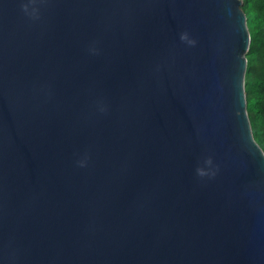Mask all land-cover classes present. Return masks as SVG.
Segmentation results:
<instances>
[{
    "label": "water",
    "instance_id": "obj_1",
    "mask_svg": "<svg viewBox=\"0 0 264 264\" xmlns=\"http://www.w3.org/2000/svg\"><path fill=\"white\" fill-rule=\"evenodd\" d=\"M242 0H0V264H264Z\"/></svg>",
    "mask_w": 264,
    "mask_h": 264
},
{
    "label": "trees",
    "instance_id": "obj_2",
    "mask_svg": "<svg viewBox=\"0 0 264 264\" xmlns=\"http://www.w3.org/2000/svg\"><path fill=\"white\" fill-rule=\"evenodd\" d=\"M251 42L245 75L247 111L252 125L258 107H264V0H242ZM256 142L264 151V120L258 129L252 125Z\"/></svg>",
    "mask_w": 264,
    "mask_h": 264
},
{
    "label": "rangeland",
    "instance_id": "obj_3",
    "mask_svg": "<svg viewBox=\"0 0 264 264\" xmlns=\"http://www.w3.org/2000/svg\"><path fill=\"white\" fill-rule=\"evenodd\" d=\"M256 111V116L252 117V125L255 129H258L264 120V107L260 106Z\"/></svg>",
    "mask_w": 264,
    "mask_h": 264
}]
</instances>
